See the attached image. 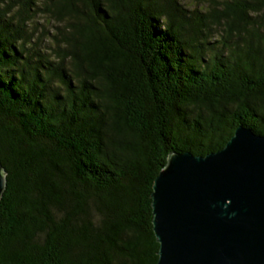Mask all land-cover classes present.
<instances>
[{"label":"trees","instance_id":"trees-1","mask_svg":"<svg viewBox=\"0 0 264 264\" xmlns=\"http://www.w3.org/2000/svg\"><path fill=\"white\" fill-rule=\"evenodd\" d=\"M240 126L264 135V0H0V264H157L169 154Z\"/></svg>","mask_w":264,"mask_h":264},{"label":"water","instance_id":"water-1","mask_svg":"<svg viewBox=\"0 0 264 264\" xmlns=\"http://www.w3.org/2000/svg\"><path fill=\"white\" fill-rule=\"evenodd\" d=\"M6 188L0 161V200ZM150 198L157 264H264V135L240 126L218 152L172 151Z\"/></svg>","mask_w":264,"mask_h":264},{"label":"rangeland","instance_id":"rangeland-1","mask_svg":"<svg viewBox=\"0 0 264 264\" xmlns=\"http://www.w3.org/2000/svg\"><path fill=\"white\" fill-rule=\"evenodd\" d=\"M40 1L43 2L44 0H40ZM189 4H190V7L193 6V3H190V2H189ZM189 4H188V5H189ZM18 8H19V6H18L17 4H15V5H14V9H13V11H16ZM36 20H37L41 25H43V26L46 24V22H45V18L38 17Z\"/></svg>","mask_w":264,"mask_h":264}]
</instances>
